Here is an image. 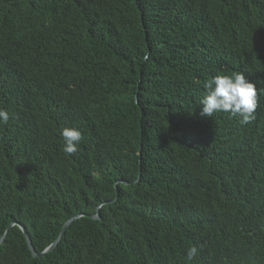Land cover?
Returning <instances> with one entry per match:
<instances>
[{"label":"trees","instance_id":"1","mask_svg":"<svg viewBox=\"0 0 264 264\" xmlns=\"http://www.w3.org/2000/svg\"><path fill=\"white\" fill-rule=\"evenodd\" d=\"M240 72L256 119L201 116ZM0 108V237L81 214L0 264H264V0H0Z\"/></svg>","mask_w":264,"mask_h":264},{"label":"clouds","instance_id":"2","mask_svg":"<svg viewBox=\"0 0 264 264\" xmlns=\"http://www.w3.org/2000/svg\"><path fill=\"white\" fill-rule=\"evenodd\" d=\"M207 95L202 99L201 116L212 117L217 112H229L239 116V123L246 125L256 119V110L259 106V89L257 84L245 79L243 72L232 75H217L204 84ZM10 114L0 108V125L9 122ZM61 135L63 137V151L72 155L77 152L78 145L82 140V132L75 127H65ZM198 252L196 246L187 251V259H193Z\"/></svg>","mask_w":264,"mask_h":264},{"label":"water","instance_id":"3","mask_svg":"<svg viewBox=\"0 0 264 264\" xmlns=\"http://www.w3.org/2000/svg\"><path fill=\"white\" fill-rule=\"evenodd\" d=\"M123 183L126 184L127 182L123 181ZM99 207H100V205L97 207V210H96L95 213H93V214H87V216H89V217H91V218H93V219H95V218H99V217H100V216H99V212H98V211H99V210H98ZM79 216H81V214L74 215V216L68 218V219L63 223L62 228H61L60 233L58 234L57 238H56L53 242H51V243H50V244H49V245H48L43 251H41V252H39V253L35 252V250L33 249L32 245H31V242H30V239H29V236H28V233H27L25 227H24L22 224L17 223V222H10V224H9L8 227L6 228L5 232H4V233L1 235V237H0V243H1V241H2V239H3V237H4V235H5V233L7 232V230H8L12 225L16 224V225L19 227V229L22 231V233H23V235H24V237H25V240H26L27 246H28V248H29V250H30L32 256L43 255L44 253H46L47 251L51 250V249L56 245V243L58 242V240L60 239V237L63 235L64 230H65L66 227L69 225V223H70L73 219H75V218H77V217H79Z\"/></svg>","mask_w":264,"mask_h":264}]
</instances>
